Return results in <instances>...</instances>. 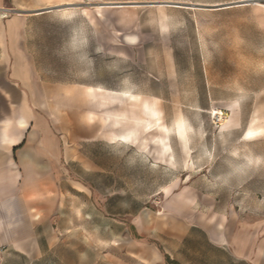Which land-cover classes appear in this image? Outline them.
<instances>
[{
    "label": "rangeland",
    "instance_id": "rangeland-1",
    "mask_svg": "<svg viewBox=\"0 0 264 264\" xmlns=\"http://www.w3.org/2000/svg\"><path fill=\"white\" fill-rule=\"evenodd\" d=\"M110 1L98 9L97 40L78 39L56 10L35 22L32 42L40 107L75 141L80 128L102 138L97 189L153 209L149 197L191 187L264 221V0ZM64 229L38 260L31 248H0V264L129 263L123 238L101 250L109 234Z\"/></svg>",
    "mask_w": 264,
    "mask_h": 264
},
{
    "label": "crops",
    "instance_id": "crops-1",
    "mask_svg": "<svg viewBox=\"0 0 264 264\" xmlns=\"http://www.w3.org/2000/svg\"><path fill=\"white\" fill-rule=\"evenodd\" d=\"M40 1L0 0V248L18 253L31 248L38 260L56 230L78 228L109 234L105 244L102 239L96 244L101 250L119 249L123 238L126 264H264V221L234 206L225 208L214 196L191 187L159 192L149 197V209L120 203L97 189L102 138L88 140V131L80 128L82 139L75 141L47 107H40L39 53L32 42L38 36L35 22L56 10L70 15L65 25H74L78 39L88 34L97 40L98 9L115 3ZM87 11L95 14L90 21ZM90 132L101 135L97 129ZM90 145L94 150L88 152ZM92 173L95 180L87 179ZM120 217L129 218L128 224ZM70 218H77L74 226ZM103 218H110L108 227ZM111 264L124 262L112 256Z\"/></svg>",
    "mask_w": 264,
    "mask_h": 264
},
{
    "label": "bare ground",
    "instance_id": "bare-ground-1",
    "mask_svg": "<svg viewBox=\"0 0 264 264\" xmlns=\"http://www.w3.org/2000/svg\"><path fill=\"white\" fill-rule=\"evenodd\" d=\"M180 130H181V132H183V129H182V127H180ZM258 132H260V131H258ZM257 132L256 131H251L249 134H248V136L249 137H252L253 135H255ZM261 133V132H260Z\"/></svg>",
    "mask_w": 264,
    "mask_h": 264
}]
</instances>
